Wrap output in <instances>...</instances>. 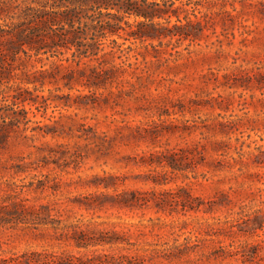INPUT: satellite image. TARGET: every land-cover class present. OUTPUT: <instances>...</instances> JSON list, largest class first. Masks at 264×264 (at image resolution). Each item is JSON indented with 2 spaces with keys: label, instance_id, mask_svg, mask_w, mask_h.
Instances as JSON below:
<instances>
[{
  "label": "rangeland",
  "instance_id": "rangeland-1",
  "mask_svg": "<svg viewBox=\"0 0 264 264\" xmlns=\"http://www.w3.org/2000/svg\"><path fill=\"white\" fill-rule=\"evenodd\" d=\"M155 1L110 32L84 4L75 36L125 46L102 71L11 57L24 2L0 0V257L264 264V0Z\"/></svg>",
  "mask_w": 264,
  "mask_h": 264
},
{
  "label": "trees",
  "instance_id": "trees-1",
  "mask_svg": "<svg viewBox=\"0 0 264 264\" xmlns=\"http://www.w3.org/2000/svg\"><path fill=\"white\" fill-rule=\"evenodd\" d=\"M15 0H8V2ZM24 2L23 17L27 18L19 27L5 28L7 34L12 35L7 41L9 44H14L16 47L10 50L11 57H14L17 50H22L25 56L37 55L41 50L45 52L51 47L63 46L69 48L72 56H77L80 60L82 57H94L97 60L96 64L89 66L92 70L100 67V61L105 59L108 54H113L116 49L122 51L125 46L123 41H118L113 37H105L103 41L82 39L76 35L74 21L81 22L82 18L90 17V14L82 12L84 4L90 3L98 6L100 14H108L107 19L101 21L100 25L107 31H114L120 27V20H123L126 25L132 26V22L124 19V16L134 15L136 24L143 23L145 19H149L157 12H153L158 8L159 4L155 0H22ZM28 2V3H27ZM154 5V7H153ZM156 6V8H155ZM90 21L84 20L85 24L91 26L93 19ZM67 24V25H66ZM43 25L46 38L38 35L39 27ZM93 26V25H92ZM4 28H0V35L3 34ZM71 32V35L67 34ZM133 37L140 36L137 30H130ZM15 38V39H12ZM128 38V37H123ZM106 42L107 49H103L100 44ZM26 45L27 47H24ZM74 47V48H72ZM33 50V51H29ZM101 50V51H100ZM1 55V53H0ZM69 56H63L59 59L67 60ZM55 64V62H54ZM57 65V64H56ZM99 65V66H98ZM81 73L83 69H79ZM100 70H96L99 73ZM38 253L35 251L29 255L26 251L23 254H14L7 257H0V264H32L37 261ZM44 261L51 260L48 256L43 258Z\"/></svg>",
  "mask_w": 264,
  "mask_h": 264
}]
</instances>
